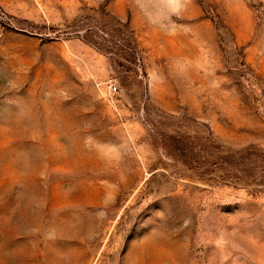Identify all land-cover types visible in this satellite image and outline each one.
I'll use <instances>...</instances> for the list:
<instances>
[{
  "label": "rangeland",
  "instance_id": "1",
  "mask_svg": "<svg viewBox=\"0 0 264 264\" xmlns=\"http://www.w3.org/2000/svg\"><path fill=\"white\" fill-rule=\"evenodd\" d=\"M0 264H264V0H0Z\"/></svg>",
  "mask_w": 264,
  "mask_h": 264
},
{
  "label": "built area",
  "instance_id": "2",
  "mask_svg": "<svg viewBox=\"0 0 264 264\" xmlns=\"http://www.w3.org/2000/svg\"><path fill=\"white\" fill-rule=\"evenodd\" d=\"M116 90H117V88H116L115 84L112 83V82H109V83H108V91H109L110 93H112V92H115Z\"/></svg>",
  "mask_w": 264,
  "mask_h": 264
}]
</instances>
